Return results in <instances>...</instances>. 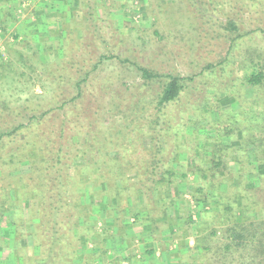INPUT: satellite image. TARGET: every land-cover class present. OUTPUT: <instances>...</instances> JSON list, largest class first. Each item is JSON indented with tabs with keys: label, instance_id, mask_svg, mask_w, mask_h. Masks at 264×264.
I'll return each instance as SVG.
<instances>
[{
	"label": "trees",
	"instance_id": "1",
	"mask_svg": "<svg viewBox=\"0 0 264 264\" xmlns=\"http://www.w3.org/2000/svg\"><path fill=\"white\" fill-rule=\"evenodd\" d=\"M206 1L216 8L214 12L222 10L217 8L218 1ZM248 2L259 8L264 0ZM74 8L57 13L60 34H56L55 40H42V56L18 53L12 57L10 53L8 58H0V82L6 79L11 83L23 81L26 88L25 84L33 82L34 77L44 79L51 87L50 105H53L44 110L41 104L28 102L30 98H27L28 103L5 107L9 116L23 122L0 132V222L5 218L8 230L6 235L0 232V249L9 246L11 238H17V243L25 239L15 220L22 209L27 211L22 224L28 232L27 244L31 239L30 246L34 249L33 255L28 256L25 248L19 246L21 253L15 252L13 258L6 260L7 264H71L73 260L74 264H108L101 259L108 252L103 245L113 242L118 247L127 240L125 236H118L121 217L133 218L134 223L142 211L147 212L142 220L154 231L160 217L167 220L164 213L177 205L184 193L183 186L187 184V193L199 209L200 218L206 216L205 206L209 205L208 210L215 217L212 223L222 217L228 223L225 231L229 242L224 248L249 251L255 264H264V220L247 222L246 216L249 213L259 217L261 211L247 210L244 204L247 200H243L241 194H232L234 200L225 202L230 198L222 193L230 189L234 180L230 177V161L240 166L250 162L264 167L263 51L244 47L247 40H243L237 20L229 17L225 18L220 30L229 37L225 60L220 65L206 63L190 77L156 73L137 61L133 53L137 51L135 48L119 54L123 38L102 22L108 18H103V12L98 14L103 8L101 4L95 0H79ZM235 50L237 54L233 53ZM238 59L246 67L238 83L239 89L252 92L247 110L240 113L244 120L238 118L237 112L233 115L229 110L220 113L218 92H208L203 79L212 74L216 66L222 68L228 60L238 65ZM14 60L21 63L24 71L20 72ZM103 60L127 64L144 80L142 88L152 89L157 85L156 92L150 95L148 106L141 105V97L137 96L135 99H138L129 104L118 93L111 92L109 98L113 106L121 108L111 120L114 125L117 121L123 122L122 125L112 127L108 124L111 122L93 118L92 127L84 131L81 140L65 145L62 128L59 132H47L41 125L55 111L62 112L63 125L69 121L70 107H75L77 100L82 98L83 85L90 81L92 73L100 72L98 66ZM38 64L42 71L37 73ZM222 70L225 72V68ZM101 82L102 93L106 95L111 90L105 91L107 86L103 88L106 79ZM235 82L230 79L232 84L228 86H235ZM63 84L74 90V96L65 97L69 93ZM2 113L0 109V116ZM213 113L217 117H212ZM231 141L237 143L235 147ZM34 147H39L38 153ZM235 150L243 160L238 159ZM248 151L253 155L251 161L247 159ZM27 154L32 156L28 159V172L11 175L9 168L8 171L2 168L8 164L18 165ZM75 162L80 164L75 165ZM188 163L193 165L189 170L195 176L193 183L188 181L184 169ZM253 175L261 184L249 187L248 199L264 205V173L250 174L252 180ZM84 189L86 199L78 192ZM215 195L218 199L211 201ZM231 202L238 205L239 212L234 214ZM124 220L122 229L136 224L129 223L127 227ZM96 221L102 225L99 232L93 227ZM192 221L188 216L187 222ZM210 232L211 236L216 234L214 228H210ZM89 242L92 248L86 249L87 253L82 256L80 247Z\"/></svg>",
	"mask_w": 264,
	"mask_h": 264
},
{
	"label": "rangeland",
	"instance_id": "2",
	"mask_svg": "<svg viewBox=\"0 0 264 264\" xmlns=\"http://www.w3.org/2000/svg\"><path fill=\"white\" fill-rule=\"evenodd\" d=\"M36 1L32 0V3ZM216 1L220 4L217 8H222L218 12H214L213 10L216 8L207 5L206 0H105L97 3L103 6L98 11V14L100 15L103 12V18H108L102 21L104 25L115 30L123 38L120 44L123 47L119 54H126L129 49L135 48L137 51L133 53L137 56V61L141 65L151 68L156 73H173L182 77H190L197 74L199 67L204 66L206 63L211 62L215 65H220L225 60L224 56L227 51L229 37L220 31L222 25H225V18H235L240 27V33L244 34L243 40H247L244 47L250 46L251 48L262 50L264 57V33H261L264 30V3L261 7L254 8L248 2L249 0ZM195 3L204 5L199 6ZM202 6L203 9H201ZM225 15L226 17H224ZM58 23L60 25L59 20ZM247 34L250 35L247 37ZM53 43L55 44V42ZM242 47L243 44L240 45V48ZM0 53L5 58H8L5 53ZM10 53L12 57L18 54L17 52ZM233 53L237 54V50L233 51ZM44 59V62H46V58ZM200 60L201 62L204 60V63H201ZM229 60L221 65L222 68L216 66L215 71L210 75H206L203 79L206 82L205 86L208 92H218L220 113L229 110L233 115V113L237 112L238 118L244 120L240 113L247 110L248 100L252 99V92L249 89H239L240 85L238 83L246 67L245 63L239 59L240 63L238 65ZM14 63L19 67L20 72L24 71L20 62L14 60ZM40 66L39 64L37 65V73L42 71ZM223 68H225V72H222ZM98 69L100 72L92 73L90 81L83 85L82 98L77 100L75 107L71 106L70 109L68 108L71 111L68 115V122L63 125L62 112L55 111L41 125L47 132H59L60 128H62L65 133L62 143L65 145L72 144L74 140L80 139L84 131L92 127L93 118L100 117L102 122H111L108 124H111L112 127L122 125L123 122L121 123L120 121L115 122L116 125H114L111 120L114 114H117L121 109L113 106L114 102L109 98L111 92L118 93L125 99L124 102L129 104L137 100L138 98L135 99L137 96L141 97L140 100L143 103L141 105L144 106H148L150 97L156 92L157 85H153L152 89L142 88L144 80L141 79L138 72L128 67L127 64H117L110 60H103ZM224 73L227 74L224 75ZM15 74L16 71L13 75ZM20 79L22 80L21 77ZM104 79H106L107 84L103 88L107 86L105 91L111 90L106 95L102 93L101 87V83H103L101 81ZM230 79L236 81L235 86H228ZM23 83V81L16 82V80L11 83L8 79L0 82V109L4 111L1 114L2 116H0V132L11 128L14 124L23 122L18 117L9 116L8 112H5L6 106L16 107L24 104L27 102V98H30L28 102L41 104L44 110L53 106L50 105L52 100L51 87L44 79L34 77L33 82L25 84L26 88ZM65 86L63 84L62 87ZM68 87L65 88L67 89L66 93L69 94L65 97L71 98L75 93H73V89H68ZM36 95L40 97L37 98L35 97ZM99 102L103 106H98ZM212 117H217L216 113H213ZM222 119L225 118L222 117ZM70 136L73 137L71 138ZM145 141L149 142L148 138ZM232 144L234 146L237 143L232 142ZM38 148L35 149L36 153H38ZM235 153H237L236 156H238L239 160L244 159L238 151L235 150ZM247 156L245 157L248 161L253 160L251 151H248ZM29 158L31 159L32 156L27 154L18 165L12 166L8 164L2 168L5 170L9 168L11 175L19 174V172L26 173L29 170ZM79 164V162H75V165ZM186 166L184 169L188 174V181L193 183L195 176L189 171L193 165L188 163ZM73 170L74 168L72 167V173ZM229 170L231 172L230 177L234 178V180L239 177V181L233 180L231 181L230 189H222L223 191L225 190L222 193L230 198L225 202L234 200L232 194H241L245 198L243 200H247L244 201L247 210L261 211L259 217L251 216L247 213L246 216L249 219L247 222L250 220H264V205L254 204L252 198L248 199L249 193L247 191L253 184L254 186L261 184L254 175L252 180L250 174L256 172L264 173V167L254 166L250 162L240 166L230 161ZM233 182H235L234 185H232ZM262 183L264 185V181ZM183 187L184 193L180 197V201L174 207L168 208L164 213L167 215V220H165L166 217L164 216L160 217V221L157 222V227L154 231L151 230L149 223H145L142 220L147 215V212H141L133 227L128 225L129 223L134 224L133 218L121 217L118 236H125L127 240L122 241L121 246H118L121 247L120 249L114 246L113 242H111L112 245L109 242L104 244L103 248L105 250L108 248V252L106 255L101 256L102 261L108 262V264H255L256 260L254 262L251 258V252L235 251L233 249L228 251L224 248L229 242L225 231L228 225L225 218L222 217L221 220L215 219L212 223V219L215 217H212V213L208 210L209 205L205 206V210L208 212L206 216H201L200 218L199 209L195 208V203L187 193L189 185L187 184L186 187L185 185ZM78 192L80 194L83 193L86 199V189ZM217 199L218 196L215 195L211 198V201ZM27 202L24 199V204H27ZM232 203L234 202L230 204L232 205ZM128 204L131 206V202ZM237 207L236 203L232 205L234 214L237 211ZM153 215H150V217ZM188 216L193 220L192 223L187 222ZM26 217L27 211L22 209L21 214L15 219L18 229L25 236V241L22 238L17 243V238H11L8 241L9 246L0 249V264H7L6 260L13 258L15 252L17 254L21 253L19 246L25 248L28 256L33 255L34 249L30 246L32 244L31 239H29L27 244L28 232H25L22 226ZM123 220L126 221L125 225L129 229H122ZM221 221L225 223H221ZM6 222L5 218L0 222V232H4V235L8 233L5 228L7 226ZM90 225H93V223H90ZM93 227L96 232H99L102 227L101 222L96 221ZM210 228L216 230L215 235H210ZM94 241L97 242L98 239ZM80 248L83 256L87 253L86 249L90 250L92 248V242L87 243V245H81ZM148 251L153 253L150 255L147 253ZM224 255L225 257H223ZM123 257L127 259L123 260ZM73 261L71 264H74Z\"/></svg>",
	"mask_w": 264,
	"mask_h": 264
},
{
	"label": "crops",
	"instance_id": "3",
	"mask_svg": "<svg viewBox=\"0 0 264 264\" xmlns=\"http://www.w3.org/2000/svg\"><path fill=\"white\" fill-rule=\"evenodd\" d=\"M78 1L37 0L23 9L22 0H0V52L40 56L42 40H55L60 34L57 13L65 8L75 9Z\"/></svg>",
	"mask_w": 264,
	"mask_h": 264
},
{
	"label": "built area",
	"instance_id": "4",
	"mask_svg": "<svg viewBox=\"0 0 264 264\" xmlns=\"http://www.w3.org/2000/svg\"><path fill=\"white\" fill-rule=\"evenodd\" d=\"M30 2H32V0H22V2H21L22 8L25 9V7H27L30 4ZM0 55H1L0 58L4 57L1 53H0Z\"/></svg>",
	"mask_w": 264,
	"mask_h": 264
}]
</instances>
